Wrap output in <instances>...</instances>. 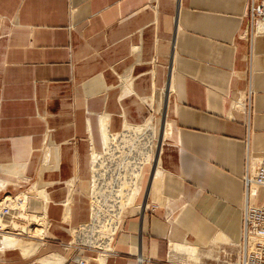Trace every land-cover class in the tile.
I'll return each mask as SVG.
<instances>
[{"label": "crops", "instance_id": "obj_1", "mask_svg": "<svg viewBox=\"0 0 264 264\" xmlns=\"http://www.w3.org/2000/svg\"><path fill=\"white\" fill-rule=\"evenodd\" d=\"M249 1L0 0V203L24 197L45 223L0 264H78L68 243L90 216L93 155L107 132L148 123L154 161L114 253L89 264H238L246 162L264 157ZM250 201L263 206L264 187Z\"/></svg>", "mask_w": 264, "mask_h": 264}, {"label": "built area", "instance_id": "obj_2", "mask_svg": "<svg viewBox=\"0 0 264 264\" xmlns=\"http://www.w3.org/2000/svg\"><path fill=\"white\" fill-rule=\"evenodd\" d=\"M250 34L264 30V0H250L247 7ZM155 124L126 126L118 133L107 132L103 148L95 152L91 164L90 216L87 222L72 231L68 246L74 252V261L89 264L114 253V243L123 220L124 210L133 200L143 167L154 161L161 142V132ZM246 204L243 210L242 239L238 264H264V205L254 206L251 197L264 187V157L247 158L243 177ZM16 207L7 202L0 216L8 227L25 210L24 197H11ZM5 197L2 202L8 201Z\"/></svg>", "mask_w": 264, "mask_h": 264}, {"label": "bare ground", "instance_id": "obj_3", "mask_svg": "<svg viewBox=\"0 0 264 264\" xmlns=\"http://www.w3.org/2000/svg\"><path fill=\"white\" fill-rule=\"evenodd\" d=\"M1 185V184H0ZM6 185V184H5ZM2 187L1 188H3V185H1ZM4 187H6V186H4ZM0 188V189H1ZM8 198H11V196H9ZM7 202V201H6ZM20 207V209L21 210H25L26 209V206H25V204H22V205H20L19 206ZM25 215H29L28 214V212L25 210V212L23 213V214H20V216H25ZM32 217H34V218H36V216H33V215H31ZM0 218L3 220V222H5L6 220L4 219V218H2L1 216H0ZM36 222H38V220H33L32 221V223H30V224H35V225H37L36 224ZM38 227L36 228H32L31 230H32V232H34V234H36L37 233V235L38 236H43L44 235V233H45V223H41V224H39V225H37ZM8 235H4V239L2 240V241H0V244H1V246H0V248H4V247H10V246H16V245H21V246H23V247H26V248H28L29 246H27V244L21 239V238H19L18 236H13L12 235V233L11 232H6ZM2 234V233H1ZM1 238V237H0ZM39 238V237H38ZM31 242V241H30ZM24 244V245H23ZM31 245V244H30ZM32 247H31V249H32V253L33 252H35L36 251V244H32L31 245ZM26 252V251H25ZM38 262H39V264H61V262H62V259L58 256V255H51V256H48V257H42V258H40L39 260H38Z\"/></svg>", "mask_w": 264, "mask_h": 264}, {"label": "rangeland", "instance_id": "obj_4", "mask_svg": "<svg viewBox=\"0 0 264 264\" xmlns=\"http://www.w3.org/2000/svg\"><path fill=\"white\" fill-rule=\"evenodd\" d=\"M157 130H159V129L157 128ZM7 200H8L7 202L10 204V206L16 207L14 201L12 200V198H8ZM7 202L5 201V202H1L0 203V211L2 210V208L5 205H7ZM33 220H35V221L38 220L37 225H39L41 223H44V221H42L40 219H37V218H34L31 215H25L24 217L20 216V220H16V221L12 222L10 224V227H8V229L10 230V232L12 233L13 236L15 235V236H18V237H21V238H24V236H25L24 234L37 235V233L34 234V232H32V230H31V228L33 226L30 223H32ZM8 223H9L8 220L3 222V220L0 218V225H3V227H5V225L8 224ZM4 235H8V234L6 232H0V237H1L0 241H2L4 239ZM23 241H24V239H23ZM27 242L28 241H26L25 243H27ZM0 246H1V244H0ZM33 264H39V262H36V263H33Z\"/></svg>", "mask_w": 264, "mask_h": 264}]
</instances>
